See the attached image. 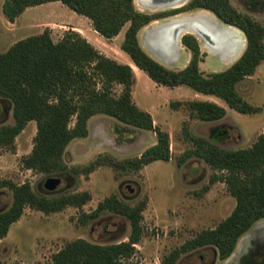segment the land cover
<instances>
[{"label":"trees","instance_id":"obj_1","mask_svg":"<svg viewBox=\"0 0 264 264\" xmlns=\"http://www.w3.org/2000/svg\"><path fill=\"white\" fill-rule=\"evenodd\" d=\"M55 1L88 17L94 29L107 39L117 37L129 24L121 49L157 84L170 88L187 86L198 93L218 97L243 114L261 111L244 98L238 87L264 62V24L239 11L230 0H189L181 8L158 13L138 10L135 0H4L3 12L13 23L28 7ZM193 10L210 11L223 23L244 33L245 50L227 69L211 73L201 69L204 54L193 34L182 36V44L191 51V59L182 69L167 67L142 47L141 29L153 21ZM136 82L130 64L106 55L74 29L67 30L58 41L53 39L50 29L21 39L0 52V98L11 102L14 120L0 125V146L14 151L17 136L29 122L35 121L33 149L22 162L25 168L44 175L88 177L104 165L122 174L138 172L157 160L170 161V134L134 101ZM170 105L175 110L184 106L191 119L206 123L220 121L227 115V109L212 100H173ZM97 115L112 117L127 127L153 131L157 142L136 157L118 159L99 154L87 165L70 166L65 158L67 147L74 139L89 136V121ZM224 131L218 129L215 135L205 137L193 133L189 122H184L183 132L192 146L178 164L182 166L193 157L203 159L213 171L210 184L224 183L236 200L235 208L218 226L201 231L166 254L162 264H178L183 254L206 247H212L219 260L224 261L234 253L240 238L264 220V135L248 148L226 149L214 137ZM0 188H9L13 195L11 206L0 211V239L7 235L26 207L49 214L69 206L82 209L92 199L89 191L48 194L34 189L29 182L18 184L8 179H0ZM209 188L206 185L204 190ZM146 206V200L131 204L117 195L106 197L93 211L82 212V222L94 221L105 212L122 216L131 225L128 240L101 244L78 238L41 264H139L133 256L145 235Z\"/></svg>","mask_w":264,"mask_h":264},{"label":"rangeland","instance_id":"obj_2","mask_svg":"<svg viewBox=\"0 0 264 264\" xmlns=\"http://www.w3.org/2000/svg\"><path fill=\"white\" fill-rule=\"evenodd\" d=\"M172 1L135 0V5L140 11L158 13L173 9L151 10L145 7L153 9L164 7ZM230 1L239 11L250 14L264 24V0ZM3 3L4 0H0V52H5L17 41L40 34L46 29H50L55 41L60 40L70 29L81 32L85 37L87 34L91 35L90 31H94L88 17L79 15L60 1L28 7L19 16L17 24L12 26L4 15ZM198 12H207L215 16L207 10H193L180 14ZM174 16L153 21L144 27L139 41L156 60L169 68L178 70L183 68L191 56V51L182 42L178 57L173 61L165 60L149 43L152 28L157 23H163ZM6 24L7 27H5ZM128 27L129 24L125 25L120 35L112 41L98 33L100 38L92 40L93 44L101 51L107 49L116 55L120 50L124 56L120 60L126 64H134L130 56L121 49ZM240 36L244 47L241 53L231 61L212 53L196 36L204 54V60L200 63L201 69L205 73H211L223 71L231 66L246 47V38L242 31ZM134 66L139 73L133 88V99L142 109H151L156 124L169 132L171 160L154 161L138 172L119 174L112 167L104 165L98 167L88 177L64 174L63 184L54 191H48L44 184L50 176L23 166L22 158L32 151L37 132L36 122H29L17 136L14 151L0 146V179L12 180L18 184L29 182L34 189L48 194L89 191L92 199L82 209L69 206L60 212L49 214L26 207L20 219L13 223L7 235L0 239V264L48 262L52 255L66 243L78 238L101 244L128 240L131 225L122 216L105 212L94 221L87 224L82 222V212L93 211L99 202L111 195H117L131 204L141 200L147 202L143 212L145 235L136 245L137 252L133 256V260L139 264H162L166 254L201 231L215 228L232 213L236 205L235 198L228 192L224 183L210 184L213 171L203 159L193 157L182 166L178 164L179 158L192 146L191 142L185 138L183 125L184 122H189L193 133L205 137L215 135L218 129L225 130L222 135L214 137L219 145L226 149L252 146L261 134L264 135V62L254 75L244 79L238 87L244 98L260 107L261 111L243 114L230 108L222 99L209 95L227 109L225 118L212 123L191 119L186 107L182 106L175 110L170 105L173 100H192L196 96L204 98V94L187 86L170 88L159 85L145 71L141 69L139 71L135 64ZM0 102L4 103L9 113L8 117L0 118V125L13 123L11 102L1 98ZM118 126L123 127L119 129ZM89 130L88 137L76 138L67 147L65 158L70 166L87 165L99 154H110L118 159L136 157L157 141L155 132L127 127L106 115L91 118ZM206 185L210 186L208 191L204 190ZM12 200V191L9 188H0V210L8 209ZM259 222L264 223V220ZM214 259V264L223 263L218 259L214 249L206 247L183 254L178 264H212Z\"/></svg>","mask_w":264,"mask_h":264},{"label":"flooded vegetation","instance_id":"obj_3","mask_svg":"<svg viewBox=\"0 0 264 264\" xmlns=\"http://www.w3.org/2000/svg\"><path fill=\"white\" fill-rule=\"evenodd\" d=\"M187 2L188 0H173L171 4H168L164 7H159L154 9L145 6L143 7L151 10L176 9L185 6ZM202 13H204L202 27H203V32L206 34V36L204 34V38L202 40L204 46L207 49H209L212 53L220 55V57L225 60L231 61L234 58H236L241 53L244 47L243 40L241 39L240 36L241 31L233 26H229L227 24L220 22L215 16L214 17L219 22V25L214 27L213 24L209 22L207 18L208 16H206L209 15V13L207 12H202ZM191 14L193 13L182 14V15L178 14L174 17L169 18L168 20L170 19L185 20ZM208 31H210V34L208 33ZM149 43L150 46L153 49H155L157 52H159L160 55L163 56L164 59L167 61L175 60L178 57V52L181 48V41L179 45H176L171 49H169L171 43L169 42L165 43V41L163 40L154 41L152 36L149 40ZM3 116L8 117L9 113H8V109L4 106V103L0 102V118H3ZM263 224L264 223H260L259 225H257V229L259 231L260 229H264ZM247 233L244 234L243 240L246 238ZM249 235L250 237H252V242L250 241L245 246L239 245L238 249H235L234 253L228 259L224 260L222 264H254V263H262L264 261V247L260 246L261 245V243H259L260 241L259 242L256 241L255 244L256 243L257 244L254 246L253 236H252L253 234L250 233ZM214 263H215V259L212 261V264Z\"/></svg>","mask_w":264,"mask_h":264},{"label":"bare ground","instance_id":"obj_4","mask_svg":"<svg viewBox=\"0 0 264 264\" xmlns=\"http://www.w3.org/2000/svg\"><path fill=\"white\" fill-rule=\"evenodd\" d=\"M203 15L204 13L198 12L189 15L185 20L170 19L163 23H157L150 32L152 34L151 36L153 37L154 41L163 40L165 43H171L169 49L179 45L181 38L185 33L195 34L200 40H203L205 34L202 27V22L204 19ZM206 16H208L207 18L209 22H211L214 27L219 25V22L213 15L209 14ZM208 33L210 34V31H208Z\"/></svg>","mask_w":264,"mask_h":264},{"label":"water","instance_id":"obj_5","mask_svg":"<svg viewBox=\"0 0 264 264\" xmlns=\"http://www.w3.org/2000/svg\"><path fill=\"white\" fill-rule=\"evenodd\" d=\"M236 28V27H235ZM238 29V28H237ZM181 42H182V38H181ZM64 182L63 177L61 176H50L47 178L44 186L46 188V190L48 191H54L56 189H58ZM260 222H257L247 233L246 238L243 240H240V242L238 243V246H245L247 245L250 241L252 242V237H250V233L253 234V245L255 246V242L256 241H260L259 243H261L260 246L264 247V229H260V231L257 229V225H259ZM254 264H264V261L262 263H254Z\"/></svg>","mask_w":264,"mask_h":264},{"label":"crops","instance_id":"obj_6","mask_svg":"<svg viewBox=\"0 0 264 264\" xmlns=\"http://www.w3.org/2000/svg\"><path fill=\"white\" fill-rule=\"evenodd\" d=\"M17 20H18V18H17ZM17 20L15 21V22H10L9 20H8V22L13 26V25H16L17 24ZM5 27H7V24H6V26ZM7 30H8V28H7ZM141 31H142V29H141ZM141 31L139 32V36H140V33H141ZM91 32V35L89 34V36H88V34H87V39L91 42V43H93V41L92 40H95V39H97L99 36H98V32L94 29V31H90ZM120 35V34H119ZM118 35V36H119ZM100 38V37H99ZM116 37H114L113 39H109L110 41H112V40H114ZM119 52H118V54L116 55V54H114L113 52H111L110 50H107V49H105L104 51L102 50V52L103 53H105L106 55H108V56H110V57H112V58H114V59H118V61H120V62H122V63H124L123 61H121L120 59L122 58V57H124V56H122V54H121V52H120V50H118ZM112 53V54H111ZM190 59H191V56L188 58V60H187V63L186 64H184L183 65V68L188 64V62L190 61ZM129 64V63H128ZM130 65L133 67V69H134V71H135V73H136V77H137V74L139 73V72H137V68L134 66V64H131L130 63ZM139 71H140V69H139ZM195 99H202V100H212V101H216L215 99H213V98H210L209 97V95H205L204 96V98H200V96H196V98ZM217 102V101H216ZM146 110V109H145ZM147 111H149L151 114H152V116H153V118H154V121H155V124H156V120H155V116H154V114H153V111L150 109V110H147ZM94 117H96V116H94ZM157 125V124H156ZM157 142V141H156ZM155 142V143H156ZM154 143V144H155ZM153 144V145H154Z\"/></svg>","mask_w":264,"mask_h":264}]
</instances>
